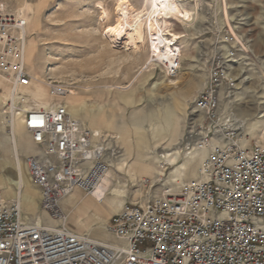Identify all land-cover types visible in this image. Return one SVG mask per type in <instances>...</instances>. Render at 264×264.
Returning a JSON list of instances; mask_svg holds the SVG:
<instances>
[{"label": "rangeland", "instance_id": "374dc122", "mask_svg": "<svg viewBox=\"0 0 264 264\" xmlns=\"http://www.w3.org/2000/svg\"><path fill=\"white\" fill-rule=\"evenodd\" d=\"M27 1L31 13L21 12L19 0L0 3L26 19H37L32 34L36 44L30 45L33 67L27 65L28 71L31 75L43 71L39 74L50 95V106L67 112L65 106L71 99L78 115H68L90 129L98 115L110 134L101 131V135L115 150L110 169L114 178L105 201L94 203L92 195L77 191L76 205L63 206L67 226L75 233L113 242L106 225L126 204L165 197L199 178L207 154L200 148L202 141L214 138L222 144L229 138L240 147H264V0H179L195 13V21L191 27L172 21L174 32L184 36L177 42L182 57L174 77L152 58L147 41L128 49L122 37L117 48L111 45L109 30L116 24L118 0ZM125 1L138 10L145 0ZM104 11L108 18L101 20ZM213 69L226 71L220 113L214 120L194 106ZM170 80L180 84L170 85ZM18 92L19 100L28 101L27 106L42 107ZM3 93L1 90L0 143L8 144L11 158V134L1 113L3 102L9 99ZM18 142L25 168L24 214L30 221L42 217L46 223L56 224L40 210V191L25 163L26 155L36 149L23 129ZM6 151L0 147V160ZM161 153L170 155L169 160L161 159ZM11 160L16 169L14 157ZM0 192L7 198L16 196L15 190Z\"/></svg>", "mask_w": 264, "mask_h": 264}, {"label": "built area", "instance_id": "2783aa9c", "mask_svg": "<svg viewBox=\"0 0 264 264\" xmlns=\"http://www.w3.org/2000/svg\"><path fill=\"white\" fill-rule=\"evenodd\" d=\"M27 27L23 14L0 3V74L14 89L32 81L24 56ZM180 68L179 58L165 66L169 77ZM225 80V69L211 70L195 99V109L213 120ZM16 102H3L4 124L13 135L23 122L36 149L25 159L27 171L39 188L40 210L56 224L28 220L24 185L13 198L0 192V264H264L263 146L202 141L207 154L199 178L165 197L126 204L106 225L113 242L99 241L72 231L62 204L75 191L95 192L115 150L60 107Z\"/></svg>", "mask_w": 264, "mask_h": 264}, {"label": "bare ground", "instance_id": "6f19581e", "mask_svg": "<svg viewBox=\"0 0 264 264\" xmlns=\"http://www.w3.org/2000/svg\"><path fill=\"white\" fill-rule=\"evenodd\" d=\"M19 2H20L19 7L21 12L25 10H27L28 13L32 12V9L30 8V4L27 0H19ZM117 4L118 6L116 9V17H117L116 24L112 26L111 29L109 30V40L113 47L117 48L119 46V42L122 39V37H125L126 41H124L125 42L124 45L128 49L132 47L138 48L139 46L144 45L147 41L149 46V52L150 54H152V58H155L157 62H160L164 66H168L169 64H171L175 58H179V60H181L182 48L177 45V42L183 39L184 36H182L177 32H174L172 21L177 20L181 22L184 26L191 27L195 21V13L193 11L182 7L179 3V0H145L143 2L142 7L138 10L134 9V7L125 0H118ZM101 18H102L101 20H105L106 18H108V14L106 11L103 12ZM33 20L34 17L30 18L29 16H27V21H28L27 32L30 38L29 41L28 39L26 41L24 56H25V63L29 67H33L32 49L30 48V45L33 46L36 44V41L34 37H32L33 36L32 34L35 28L38 26L37 19L35 18V20L34 21ZM42 72L43 71L33 74L30 85L22 89H14L10 81H7L0 77V81L3 83L2 85L4 86V88L8 91V93L11 91L10 96L8 98L9 101H13V103H15L17 101V97L19 93L18 91L20 90V93L24 94L25 97L43 102L47 105L48 108L57 107L56 105L50 106L49 103L50 95L48 94V90L44 87V82L41 79L42 76L39 74ZM169 84L173 86L178 85L180 84V81L170 80ZM72 103H73L72 100L69 99L67 106H65L66 110L68 113H70V115L77 117L78 115L76 112L77 109L73 107ZM75 120L82 122L81 120L78 119ZM93 132H95L98 135H101V131L99 130H94ZM21 133H22V129H20L19 126L16 125L13 135H11L10 137V142L12 144L11 148L13 150V157L16 162L18 184L25 186L24 161H22L20 156L21 153L18 142L19 135ZM160 158L166 159L168 161L170 155L161 153ZM161 168L163 170L164 166H162ZM113 172L114 170L109 171L108 175L105 177L102 184L98 186L95 192L92 194V196L98 201L101 202L105 201L107 197V193L111 189L112 181L114 178ZM75 192L70 194L67 198L72 196ZM66 199H64V201ZM22 207L24 210L23 194H22ZM76 220L77 221L75 224L78 225V221H80V219L78 218Z\"/></svg>", "mask_w": 264, "mask_h": 264}, {"label": "crops", "instance_id": "0c3cea01", "mask_svg": "<svg viewBox=\"0 0 264 264\" xmlns=\"http://www.w3.org/2000/svg\"><path fill=\"white\" fill-rule=\"evenodd\" d=\"M34 33V32H33ZM1 75V74H0ZM1 76H3V75H1ZM3 77H5V76H3ZM6 78V79H5ZM5 78H3V79H5V80H7V81H10V80H8V78L7 77H5ZM3 83L0 81V92H1V90H3L4 91V93L3 94H6V96L5 97H7V98H9V96H10V92L8 93V91L4 88V86L2 85ZM18 98V97H17ZM34 100V99H33ZM17 101H21V100H19V98L17 99ZM37 101V100H36ZM23 104V106L25 107V108H32L34 105H32V106H27V102L28 101H21ZM38 103H40V104H42V107H44V108H46L47 107V105L45 104V103H43V102H40V101H37ZM39 106V105H38ZM16 125H18L19 126V128L20 129H23L24 130V132L26 133V135H27V139H28V142H29V144L30 145H32V143H31V140H30V137H29V135L27 134V132H26V130H25V127H24V124H23V122H21V121H18L17 122V124ZM104 124L102 123V121H101V119L99 118V116L97 115V120L94 122V124L91 126V129L92 130H95V129H99L100 131H102V133H104V134H107V135H110V134H108V133H106L105 131H104V126H103ZM106 128H109L108 126H105ZM109 130H112V129H110L109 128ZM0 147L1 148H3V149H6L7 151H6V154L7 155H4V158L2 159V160H0V190H5V191H10V190H15V192H14V195H15V193H16V191H17V186L19 185L18 184V176H17V172H16V169H15V165H14V161L13 160H11L12 161V163H11V161H10V159H12L13 157H9V148H8V144H6V143H0ZM136 149H139L138 147H136ZM26 157H27V155H26ZM143 158L144 157H142V159L141 160H143ZM23 160H24V157H23ZM74 195V197L73 198H71L72 196ZM72 196H70L69 198H71L70 200H69V198H67L65 201H64V203H63V206H64V209H65V207L66 206H68V205H76V202L74 201V199L76 198V197H78L79 198V195H78V193H77V191L73 194ZM93 197V196H92ZM93 200L95 201L94 203H103V202H101V201H98L97 199H95L94 197H93Z\"/></svg>", "mask_w": 264, "mask_h": 264}]
</instances>
